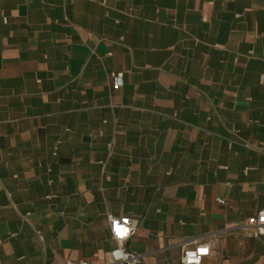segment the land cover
<instances>
[{"label": "crops", "instance_id": "obj_1", "mask_svg": "<svg viewBox=\"0 0 264 264\" xmlns=\"http://www.w3.org/2000/svg\"><path fill=\"white\" fill-rule=\"evenodd\" d=\"M263 209L264 0H0V264H264Z\"/></svg>", "mask_w": 264, "mask_h": 264}, {"label": "built area", "instance_id": "obj_2", "mask_svg": "<svg viewBox=\"0 0 264 264\" xmlns=\"http://www.w3.org/2000/svg\"><path fill=\"white\" fill-rule=\"evenodd\" d=\"M115 89L123 87V75H112ZM218 202L223 203L218 199ZM109 230L116 247L109 253L106 264H138L141 257L126 248V243L137 233L136 221L129 217H109ZM244 228L253 231L255 236H264V209L256 216L247 219ZM211 255L210 245L203 240H194L183 245L181 250V264H202ZM81 264H89L84 262Z\"/></svg>", "mask_w": 264, "mask_h": 264}]
</instances>
